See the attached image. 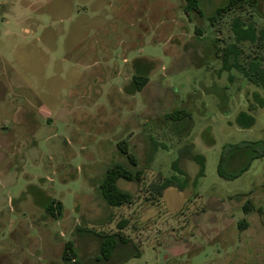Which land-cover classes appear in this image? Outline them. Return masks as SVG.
Returning <instances> with one entry per match:
<instances>
[{
    "label": "rangeland",
    "instance_id": "rangeland-1",
    "mask_svg": "<svg viewBox=\"0 0 264 264\" xmlns=\"http://www.w3.org/2000/svg\"><path fill=\"white\" fill-rule=\"evenodd\" d=\"M227 1L0 0V264H73L68 242L81 264H264V91L241 69L264 65V0L212 25ZM117 163L141 177L113 208Z\"/></svg>",
    "mask_w": 264,
    "mask_h": 264
},
{
    "label": "trees",
    "instance_id": "trees-1",
    "mask_svg": "<svg viewBox=\"0 0 264 264\" xmlns=\"http://www.w3.org/2000/svg\"><path fill=\"white\" fill-rule=\"evenodd\" d=\"M185 6L183 8L185 16L191 20L192 16L196 14L198 17L203 18L205 12L201 6V0H184ZM245 0H228L227 3L221 7H218L214 14L211 17H208L209 22L213 25L218 23L219 20L223 19L226 15L234 11L235 9L242 7ZM196 34L201 35L202 30L199 27H196ZM258 45L264 47V32L259 36ZM226 53V57L231 55V51L226 50L225 48L218 47V55L223 57ZM239 55L233 57L234 59H239ZM254 61H249L247 66H242L241 69L244 72L247 79L254 84L255 86L261 88L264 91V65L262 60H258V56L254 57ZM137 91H141L142 88L146 85L148 80L145 77H134ZM182 111L174 112L169 115V118L173 121H179L185 117ZM119 149L125 155H127L131 164L135 165L136 160L134 156L128 150L126 142H121L118 144ZM256 158V157H255ZM246 169H243L242 172H245ZM239 176V175H238ZM141 177L140 173H133L123 164H115L110 167L105 177L101 183V194L106 201V203L113 207L118 208L127 204H130L133 200V196L127 192L122 191L118 187L119 180L134 181L139 180ZM237 178V177H234ZM172 182L170 180L166 181V184L160 189H156L158 195L162 194V191L171 186ZM63 204L61 202L52 201L48 203L46 207L47 213L54 218H59L62 215ZM121 241H124V238L119 237ZM118 246V241L114 235H105L102 236V241L100 245V259L104 261H109L115 252ZM63 260L66 262H73V264H81L77 261V254L74 250V245L71 242H68L63 250Z\"/></svg>",
    "mask_w": 264,
    "mask_h": 264
}]
</instances>
